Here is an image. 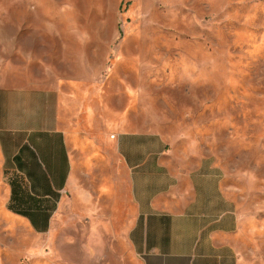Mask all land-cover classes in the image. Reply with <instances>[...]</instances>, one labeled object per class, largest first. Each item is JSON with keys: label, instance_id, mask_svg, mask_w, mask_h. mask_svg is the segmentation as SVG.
Segmentation results:
<instances>
[{"label": "rangeland", "instance_id": "obj_1", "mask_svg": "<svg viewBox=\"0 0 264 264\" xmlns=\"http://www.w3.org/2000/svg\"><path fill=\"white\" fill-rule=\"evenodd\" d=\"M0 86L57 91L72 149L142 130L210 157L241 264H264V0H0ZM33 238L0 218V264H32Z\"/></svg>", "mask_w": 264, "mask_h": 264}, {"label": "crops", "instance_id": "obj_2", "mask_svg": "<svg viewBox=\"0 0 264 264\" xmlns=\"http://www.w3.org/2000/svg\"><path fill=\"white\" fill-rule=\"evenodd\" d=\"M59 109L55 90L0 86V218L32 231V264H241L214 160L142 130L75 150Z\"/></svg>", "mask_w": 264, "mask_h": 264}]
</instances>
